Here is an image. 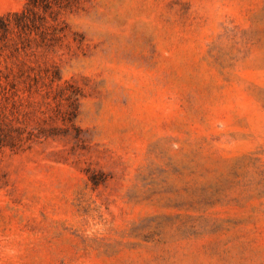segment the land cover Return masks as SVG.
<instances>
[{
	"label": "rangeland",
	"instance_id": "1",
	"mask_svg": "<svg viewBox=\"0 0 264 264\" xmlns=\"http://www.w3.org/2000/svg\"><path fill=\"white\" fill-rule=\"evenodd\" d=\"M0 19V264H264V0Z\"/></svg>",
	"mask_w": 264,
	"mask_h": 264
},
{
	"label": "trees",
	"instance_id": "2",
	"mask_svg": "<svg viewBox=\"0 0 264 264\" xmlns=\"http://www.w3.org/2000/svg\"><path fill=\"white\" fill-rule=\"evenodd\" d=\"M7 20L6 19H0V27L2 28V29H5V28H7V26H8V24H7Z\"/></svg>",
	"mask_w": 264,
	"mask_h": 264
}]
</instances>
